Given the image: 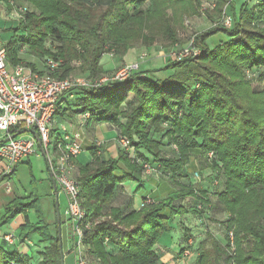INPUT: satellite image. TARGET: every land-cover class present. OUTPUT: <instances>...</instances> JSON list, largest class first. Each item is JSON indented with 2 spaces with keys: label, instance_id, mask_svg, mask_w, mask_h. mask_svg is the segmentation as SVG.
I'll list each match as a JSON object with an SVG mask.
<instances>
[{
  "label": "trees",
  "instance_id": "trees-1",
  "mask_svg": "<svg viewBox=\"0 0 264 264\" xmlns=\"http://www.w3.org/2000/svg\"><path fill=\"white\" fill-rule=\"evenodd\" d=\"M1 2L9 9L27 7L21 20L9 29L13 33L3 46L9 67L22 63L36 72L35 64H25L19 57L25 50L41 61L44 70L45 59L60 62L53 77L69 78L77 63V68L92 78L91 87L71 88L58 97L54 119L73 124L77 115L88 113L85 128L90 124L111 125L131 140L138 153L130 159L122 149L117 159L103 158V151L91 144L86 147L91 161L77 166L75 181L83 221L90 224L82 240L89 264H163L155 247L171 230V221L188 214L204 218L196 206L185 208L180 204L187 198L225 215L224 243L207 233L192 264H264V89L255 91L242 78L243 71L260 69L257 83L264 81V26L260 25L264 22V0H258L253 8L244 1L238 9L232 0H226L231 26H216L196 35L194 45L200 48V54L166 64L162 71L171 72L168 77L154 78L139 67L123 81L100 84L106 75L100 64L102 57L113 51L121 58L132 47L129 38H121L124 27L158 16L166 23V8L180 5L181 11L188 13L192 0ZM209 19L216 23L214 16ZM218 33L226 37L225 41L209 47L207 40ZM163 36L169 38L171 47L178 42L169 29ZM129 94L133 95L131 102L127 100ZM124 105L129 110L122 112ZM59 131L53 129V138H58ZM164 140L177 145L176 156L164 157ZM190 149L201 152L205 167L215 173L221 185L211 205L205 190L179 182L186 176ZM209 152L213 155L210 162L206 158ZM150 159L157 163L156 169L161 166L169 171L178 187L162 199L155 197L154 189L142 199L138 211L131 201L125 207H111L121 184L133 182L142 187L143 165L151 164ZM146 198L151 203H144ZM38 201L32 194L10 202L0 217V228L21 215L24 223L19 227L17 243L30 241L34 234L43 248L35 259L28 257L16 250V242L8 245L5 241L11 233L4 234L0 264H61V240L57 230L51 233L43 220ZM30 209L39 219L34 225L27 218ZM184 237L188 243L190 235ZM183 251L184 247L178 256Z\"/></svg>",
  "mask_w": 264,
  "mask_h": 264
},
{
  "label": "rangeland",
  "instance_id": "rangeland-1",
  "mask_svg": "<svg viewBox=\"0 0 264 264\" xmlns=\"http://www.w3.org/2000/svg\"><path fill=\"white\" fill-rule=\"evenodd\" d=\"M198 3H194V2ZM229 2L231 0H228ZM192 8L191 10L186 13L182 10L180 5H176L172 8H177L175 11L172 10L171 7L165 9V18L168 20L166 23L158 16L157 18L150 19L145 18L143 20H139L130 24L129 28L124 27L122 30L121 38L124 40L125 38H129V42L131 44V49L123 56L118 57L113 51H110L108 54L104 55L100 61L103 69L106 71V75L104 78H109V76L114 75L120 68L124 65H129L135 62H138L141 55H146V59L144 63L140 65L141 70H146L149 73V76H152L157 79H164L171 75L169 71H162L164 66L170 62H178L180 60H173V56L178 54L177 52L182 51L183 49L193 46L196 49V54H190L186 58L189 57H197L200 54V48L194 45L196 35L201 34L202 32H206L210 28H214L216 26H224L223 25V18L227 15V2L226 0H192ZM228 2V3H229ZM233 4H235L236 8L238 9L240 5L244 2V0H232ZM246 3L250 5L251 8L254 7L258 0H246ZM196 4V5H195ZM27 9L26 5L17 6L16 10L18 13V17H15V25L17 21L21 20L24 11L21 9ZM195 9V13L192 11ZM221 10V12H220ZM197 12V13H196ZM220 12V14H219ZM214 16V20L216 23L210 21V17ZM264 26V22L260 24ZM169 29L175 35V38L178 40L176 45L174 44L173 47L168 45L169 38L164 37L163 35ZM12 35L13 32H9ZM10 37V36H9ZM145 37L146 40L143 38ZM149 38H152L151 41ZM7 39V38H6ZM226 37L218 33L214 36H211L207 40V44L209 47H214L219 44L220 41H225ZM168 50H166V49ZM24 52V50H21ZM128 56V57H127ZM127 57V58H126ZM183 60V59H182ZM23 61V60H22ZM23 63L26 64L25 61ZM77 63L74 65L73 70L70 72L69 78L73 79H83L86 82H90L92 78H88L87 74L81 72L79 68H77ZM112 67V69H108ZM107 68V69H106ZM259 70L253 71H243L242 78L244 81L249 82L250 87L253 90L258 91L264 89V81L262 84L257 83V79L259 77ZM148 76V75H147ZM91 79V80H90ZM99 80V79H98ZM97 80V81H98ZM101 80V79H100ZM96 81V80H95ZM133 95L129 94L127 96V100L129 102L132 101ZM129 110L126 105L121 108L122 112ZM123 122V121H122ZM64 126V125H63ZM165 128L168 126L164 124ZM64 127H69L68 124ZM85 132V131H84ZM117 135L125 138L128 141L127 147H122V145L118 142V139L115 138L117 152L121 151L122 149L127 152V157L130 159H134L135 155H137V151L135 147L131 144V140L127 139L125 136L118 134ZM116 135V137H117ZM29 135L25 134L23 138H28ZM114 138L113 133H109L105 136V140ZM103 139V140H104ZM136 141V139H134ZM95 142H100L99 150L104 149L106 147L105 142L102 141L101 137H95L91 140L90 145H94ZM194 142V141H193ZM84 143V142H83ZM180 143V142H179ZM200 143V142H198ZM163 146H161L164 157L172 158L178 154L177 145L175 143L168 144L167 140H164ZM190 161L188 165L185 167V174L186 176L182 177L179 182L180 184L188 186L191 184L197 188L205 190L210 202V205L213 204L216 200L214 193L216 189H220L221 185L219 181L215 178L214 172L211 171L208 167H205L204 160L201 156V152L198 149H190ZM98 153V152H97ZM176 154V155H175ZM98 156V155H97ZM212 153L209 152L206 155L207 161L210 162L212 160ZM91 155L89 151L84 147L83 151L77 157V161L79 165L85 164L91 160ZM139 158V157H137ZM151 164L143 165V172L146 168L149 169L148 175H143L142 172V179L145 182H148L144 185V187H140L138 190V194L141 195H149L151 191L154 189L158 192V195L155 197H162L164 198L168 192L177 188L176 186L177 181L172 180L171 173L169 171H165L161 166L156 169L155 162H152L151 159L149 161ZM140 164V162H137ZM220 165V163L217 162ZM0 165H2L0 163ZM121 168L124 169V166L120 164ZM148 166V167H147ZM202 166L204 167L201 170ZM221 166V165H220ZM1 169V167H0ZM74 179H77V175H73ZM8 186L12 189V195L15 192L16 194L19 193L21 199L31 196L35 194L38 198L37 206L42 211V218L43 220L49 225V230L51 233H54L52 230V224L55 226L57 225V214L59 217V221H61L60 231L62 234V247L63 251L65 250V232H66V218L64 216V212L67 208V200L63 193L59 192L57 195L56 206H52L49 203L48 206L44 207V200L45 194L49 190L48 180H49V172L47 168V162L45 158L41 155L38 151L35 155H32L28 158L27 162H24L18 166L15 173L12 172L10 176L4 178ZM4 185V184H3ZM144 188V189H142ZM137 190V191H138ZM119 199L113 197L110 202V206L117 207ZM180 204L185 207H192L196 206L198 209L202 210L204 213V218L199 219L192 214L186 215V217H175L171 223L170 228L171 230L165 234H163L158 240V246L156 249L158 252L164 250L165 264H192L197 257L199 252L198 247L199 243L203 241L207 233H210L215 239L219 241H223L225 239L226 231L224 229L223 221L225 219L224 214H218L214 212L211 207L201 206L195 199L187 198L186 200L180 202ZM27 218L30 224H36L39 219L36 216L35 210L30 209L27 212ZM53 226V228H54ZM5 227V226H4ZM10 232L14 235L15 240H17L19 236V230L11 231L9 225H7L4 231ZM184 234L190 235V241L186 242V238L183 239ZM191 242V244H189ZM232 245L234 247V240H231ZM30 243L32 246L33 251V258H36V248L39 247L38 237L34 234L30 237ZM224 243V241H223ZM2 245V243H0ZM187 246V248H186ZM185 251L181 255L178 256L180 249L183 248ZM42 248V247H41ZM188 250L189 254L186 255V251ZM233 252V251H232ZM174 262V263H173Z\"/></svg>",
  "mask_w": 264,
  "mask_h": 264
},
{
  "label": "built area",
  "instance_id": "built-area-1",
  "mask_svg": "<svg viewBox=\"0 0 264 264\" xmlns=\"http://www.w3.org/2000/svg\"><path fill=\"white\" fill-rule=\"evenodd\" d=\"M223 25L226 28L231 26L228 16L223 18ZM196 52L193 46H189L177 52L172 59L182 60L190 54L195 55ZM145 59L146 55H141L138 62L124 65L111 78L101 79L98 83L125 80L139 69ZM44 64L43 74L32 72L22 63L9 67L5 49L0 45V140L3 142L0 144V163L4 167L2 174L10 175L22 161L38 151L41 153L47 162L48 172L55 182L56 189L63 193L67 200L65 217L71 226L77 264H89L84 254L82 240L83 231L88 229L90 224L83 221L84 212L80 207L79 187L73 177V162L83 151V133L89 114L77 115L68 128L59 127L57 139L53 138L52 131L58 97L71 88H87L92 85L83 79L53 77L51 74L59 70L60 62L47 58ZM32 132L38 136L39 143ZM25 134L29 137L23 138ZM116 138L122 147L128 146L125 138L119 135ZM100 145V142L94 144L96 148ZM148 173L149 169L145 166L143 175ZM144 203H151V200L146 198ZM5 241L8 245H13L14 235L8 234ZM185 254H189L188 250Z\"/></svg>",
  "mask_w": 264,
  "mask_h": 264
},
{
  "label": "crops",
  "instance_id": "crops-1",
  "mask_svg": "<svg viewBox=\"0 0 264 264\" xmlns=\"http://www.w3.org/2000/svg\"><path fill=\"white\" fill-rule=\"evenodd\" d=\"M15 17H18V13H17L16 8L13 7V8L9 9L7 7V5H5L4 3L1 2L0 3V45H2V46H4V44L6 43V41L8 40V38L10 36L9 29L12 28V26L14 25V22L16 20ZM19 57L23 61H25L26 63L28 62V63L35 64L37 73H42L43 71H45L41 61L37 60L33 56H29L25 50H24V52H21L19 54ZM108 69H112V67L108 66ZM66 124H68V126L71 125V124L69 125V122L62 121L59 119L53 120L54 129L56 127L59 128L63 125L66 126ZM84 131L85 132L83 133V139H84L83 145L85 148L90 146L91 140H93L95 137H97V138L101 137L102 141L105 142V144H106L105 145L106 147H104L101 156L103 158L117 159L118 152L116 150V147L119 148V146H117L118 144H116V140H115L116 135H117V131H116L115 127L108 125V124H98V125L97 124H90L87 126V128H85ZM109 133H113L114 138L107 139V141H106L104 138ZM27 161H28V158L26 160L22 161L20 164L27 162ZM90 161H88L87 163H89ZM87 163H85V164H87ZM20 164H18L15 167V169L13 171L14 173ZM85 164H82V165H85ZM73 165H74V174L77 175L78 174L77 166L79 165L77 158L74 160ZM0 167H1V169H0V217H1L6 206L10 202H12L13 200H15L17 198H21V196L19 195V193L16 194L15 192L12 195L11 187L8 186L7 184H5L6 180L4 178L6 177V175L2 174L4 167L2 165H0ZM143 182L144 183H143L142 187H144V185L146 183H148L145 181H143ZM48 186H49V190L45 194V200H44L45 202H44L43 206L46 207L49 205V203L52 204V206H54V205L56 206L58 191H57V189L55 190L53 188V184H52V180L50 178V175H49V180H48ZM139 188L140 187H139L138 183L126 182V183L121 184L120 187L116 190V193L114 196L117 199H119L117 207H125L127 205V203L129 201H131L132 208L134 210L138 211L143 206L142 205V201H143L142 199L146 196H149L146 194L145 195L143 194L140 196L138 194ZM142 189H144V188H142ZM156 195H158V192H156ZM157 198L162 199V197H157ZM64 216H65V212H64ZM66 221H67V219H66ZM23 223H24V218H23V216L19 215L13 221L8 223L7 225H9L11 231L13 232L16 229L19 230V227ZM61 224H62L61 221H59V225L57 222V227L52 224L51 228L54 232L57 230V234H58V230H59L60 240H61V249H62V254H63V264H77V253L73 250L70 223L68 221L66 222V224H67L66 228L67 229H66L65 237H64V242H65L66 247H65L64 251H63V247H62V234L60 231ZM7 225H5V227ZM53 226H54V228H53ZM5 227L3 226L2 228H0V243H3V244H4V240L2 238L3 235L10 233V232H8L9 230L4 231ZM15 242H16V245L14 247L16 248V250L19 253L33 258V251L31 249L32 246H31L30 241H27V242L22 243V244H18L17 240H15ZM41 247L43 248V244H40L39 247L36 248V250H35L36 253L38 251H41V249H42ZM156 247H159L158 244L156 245ZM158 253L160 255V261L163 264H165L164 260H162L164 258V255L161 254V253H164V250L160 249V252H158Z\"/></svg>",
  "mask_w": 264,
  "mask_h": 264
},
{
  "label": "water",
  "instance_id": "water-1",
  "mask_svg": "<svg viewBox=\"0 0 264 264\" xmlns=\"http://www.w3.org/2000/svg\"><path fill=\"white\" fill-rule=\"evenodd\" d=\"M32 134L34 135L36 141L39 143L38 136L36 135V133L35 132H32ZM52 184H53V188L56 190V185H55V182L53 180H52ZM57 222H58V225H59V217H58V214H57ZM58 238L60 239L59 230H58ZM60 247H61V244H60ZM60 262H61V264H63V254H62V251H61V254H60Z\"/></svg>",
  "mask_w": 264,
  "mask_h": 264
}]
</instances>
